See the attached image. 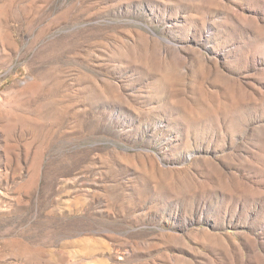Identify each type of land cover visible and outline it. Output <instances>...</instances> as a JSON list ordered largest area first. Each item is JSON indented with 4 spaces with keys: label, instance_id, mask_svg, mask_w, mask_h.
Instances as JSON below:
<instances>
[{
    "label": "rangeland",
    "instance_id": "374dc122",
    "mask_svg": "<svg viewBox=\"0 0 264 264\" xmlns=\"http://www.w3.org/2000/svg\"><path fill=\"white\" fill-rule=\"evenodd\" d=\"M0 264H264V0H0Z\"/></svg>",
    "mask_w": 264,
    "mask_h": 264
}]
</instances>
